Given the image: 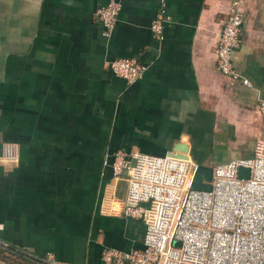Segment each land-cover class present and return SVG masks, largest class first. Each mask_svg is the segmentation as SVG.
Segmentation results:
<instances>
[{"label": "crops", "instance_id": "crops-1", "mask_svg": "<svg viewBox=\"0 0 264 264\" xmlns=\"http://www.w3.org/2000/svg\"><path fill=\"white\" fill-rule=\"evenodd\" d=\"M0 0V264H102L141 249L145 225L123 214L128 177L107 157L179 144L197 166L252 158L264 138V0H245L232 81L216 48L234 0ZM168 17L162 39L151 22ZM146 65L128 84L114 59Z\"/></svg>", "mask_w": 264, "mask_h": 264}, {"label": "built area", "instance_id": "built-area-1", "mask_svg": "<svg viewBox=\"0 0 264 264\" xmlns=\"http://www.w3.org/2000/svg\"><path fill=\"white\" fill-rule=\"evenodd\" d=\"M245 0H234L216 48L220 71L232 81L251 85L235 67L234 51L242 42ZM122 8L110 0L97 9L96 20L108 36ZM168 17L159 12L151 30L162 39ZM111 71L128 84L147 70L136 59L118 58ZM264 118V95L259 102ZM113 174L127 176L123 214L145 225L143 247L121 251L104 249L102 264H264V138L252 158L233 159L213 167L212 188L193 187L198 166L171 154L153 156L116 151L107 157ZM250 169L249 177L239 174ZM3 225L0 224V233ZM45 264H71L51 255Z\"/></svg>", "mask_w": 264, "mask_h": 264}, {"label": "water", "instance_id": "water-1", "mask_svg": "<svg viewBox=\"0 0 264 264\" xmlns=\"http://www.w3.org/2000/svg\"><path fill=\"white\" fill-rule=\"evenodd\" d=\"M188 147L185 144L177 145L172 152L171 155L176 157H181L188 159ZM240 176L249 177L250 169L242 167L239 171ZM212 179H213V167L211 166H198L195 178L193 180V187L198 189H211L212 188Z\"/></svg>", "mask_w": 264, "mask_h": 264}]
</instances>
